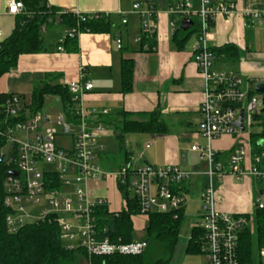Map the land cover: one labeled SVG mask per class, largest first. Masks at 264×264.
I'll use <instances>...</instances> for the list:
<instances>
[{
  "label": "built area",
  "instance_id": "2783aa9c",
  "mask_svg": "<svg viewBox=\"0 0 264 264\" xmlns=\"http://www.w3.org/2000/svg\"><path fill=\"white\" fill-rule=\"evenodd\" d=\"M24 9L22 0H6V12L16 16ZM62 12V11H61ZM140 22V37L155 38L157 32L156 11L152 6H132ZM78 15L85 17L99 15ZM171 35L183 20L192 22L196 29V44L192 60L204 86V97L198 107L200 118L196 135L206 145H193L190 150L197 153L206 164L203 175L181 170L175 165L133 166L124 164L108 172L96 162L105 147L99 142L107 131L102 120L108 116L106 109L87 108L84 95L93 89L86 80L83 68L79 80L63 84L68 91L69 101L57 115L32 114L28 101L19 95L8 94L0 98V173H4V198L2 205L7 211L5 225L9 234L21 228L44 222H53L59 228V239L68 251L81 250L88 257L138 256L147 245L144 241L113 242L106 227L99 226L96 210L107 209L103 198H91V185L112 180L123 196L124 208L113 214L115 218L127 211V202L132 201L136 215L173 214L184 209L186 193L182 190L196 176H204L206 184L200 194V214L196 228L201 232V254L207 264H264V247L256 248L251 259L243 261L239 255L240 235L248 229L254 234V213L250 215L227 214L216 210V185L226 175L237 180L251 177L264 184V168H259L264 154L252 155L250 135L254 117L262 109V95L254 93V85L262 81L243 79L233 73L213 69L215 55L209 47L212 28L217 19L225 22L238 15L235 0H177L168 7ZM253 22H262L264 13H245ZM50 23V22H49ZM125 25L126 21L121 20ZM41 27V33L46 32ZM80 35L74 28L58 41L57 50L64 52L65 38ZM115 47L122 48L116 37ZM144 50L149 51L147 46ZM150 50H153L151 48ZM242 113L243 131L231 126ZM223 135H230L237 145L229 153L227 163L219 161V153L211 143ZM68 141V146L57 144ZM250 153L251 166L242 167ZM15 173V176L12 175ZM35 207V214L27 208ZM255 209L263 210L264 202L258 197Z\"/></svg>",
  "mask_w": 264,
  "mask_h": 264
},
{
  "label": "crops",
  "instance_id": "0c3cea01",
  "mask_svg": "<svg viewBox=\"0 0 264 264\" xmlns=\"http://www.w3.org/2000/svg\"><path fill=\"white\" fill-rule=\"evenodd\" d=\"M175 1L47 0L49 7L62 12L108 16L114 28L108 34L81 33L75 41V52H59L58 41L65 37L69 29L53 23L55 31L48 40L43 39L44 51L20 56L16 68L0 79V93L19 95L29 103L34 85L76 82L80 68H83L86 80L93 85V89L84 95L87 108L106 109L108 116L118 121L119 113H127L132 115L130 120L137 122L144 121L145 115L157 110L167 130L166 134H126L123 138L124 149L121 150L113 130L105 126L107 131L99 139L105 152L96 159L103 170L112 172L127 163L133 166L175 165L183 171L203 175L205 162L190 150L193 145H206V141L196 135L200 121L198 107L204 97V86L192 60L196 36L192 35L193 39L190 37L181 50L175 48L167 14L168 7ZM134 4H139L141 8L150 5L156 11L157 32L153 50H141L140 44L135 42L141 31L139 19L132 12ZM235 4L238 15L228 22L221 18L216 20L209 47L219 49L232 45L238 55L236 58L230 54L215 56L213 69L264 82V20L251 23L244 17L245 13H264V0H235ZM122 19L126 21L125 25L121 24ZM14 25L15 16L7 14L6 0H0V43L11 35ZM116 37L122 42L120 50L115 47ZM122 59L134 63L132 91L128 94L121 93ZM109 141L117 144L119 150L116 154L106 152ZM236 145L234 137L223 135L211 143V148L219 153V161L226 164L229 153ZM250 158L249 153L242 167L247 169L251 166ZM254 182L262 185L251 177L237 180L231 175L224 176L215 188L216 210L227 214L254 213L255 201L253 204L250 198ZM205 184L204 176H196L182 186L186 194L193 187L197 189L193 196L198 206L196 211L186 213V206L183 209V221L191 220L190 231L196 228L199 221L200 194ZM92 187L95 191L103 188L110 190L111 195L115 194L116 204H112L109 197L103 198L107 200L109 213L120 212L124 208L123 196L114 181H100L92 184ZM135 220L144 228L148 218L132 216L133 230L139 228ZM181 240V237L178 238L169 264H207L202 254H186L189 239Z\"/></svg>",
  "mask_w": 264,
  "mask_h": 264
},
{
  "label": "trees",
  "instance_id": "16d2710c",
  "mask_svg": "<svg viewBox=\"0 0 264 264\" xmlns=\"http://www.w3.org/2000/svg\"><path fill=\"white\" fill-rule=\"evenodd\" d=\"M24 9L15 16V25L11 35L0 43V79L16 68L18 59L24 55H35L44 51L41 27L58 23L64 28H76L79 33L108 34L114 28L111 19L105 15L89 19L85 17L82 22L78 15L70 12H61L49 7L47 0H22ZM50 22V23H49ZM196 32L195 28L186 32L180 27L172 35V42L177 50H181L185 42ZM76 38H65L64 51H76ZM154 39L142 37L140 49L144 46L150 49L154 46ZM215 56L230 54L237 57V50L232 45L219 49H211ZM134 63L129 59H122L120 64L121 93L128 94L132 91ZM6 94L0 93V98ZM48 96L58 97L62 108L67 107L69 94L63 84L42 83L34 85L28 108L32 114L40 113L44 100ZM132 115L119 113L118 119L105 117L103 124L110 127L123 150V138L132 132L166 134V126L161 120L160 113L156 110L145 115L142 122L130 120ZM254 131L250 135L252 155L264 154V114L254 117ZM219 159V158H218ZM264 168V156L257 165ZM5 174L0 173V264H78L77 255H81L87 264H169L178 242L181 224L183 222V209L173 214H151L147 221L143 241L147 247L138 256H110L88 257L83 251H68L59 239V228L53 222L38 223L21 228L15 234H9L5 225L7 211L2 205L4 198L3 182ZM259 194L264 195V184L259 189ZM99 226L106 227L111 241L120 240L122 243H131L133 228L131 217L136 215L132 201L127 202V211L121 212L117 218L109 214L105 207L96 210ZM202 234L197 228L190 232L186 247V254H201ZM253 246L264 247V209L254 211V234L251 236L246 229L239 239V255L243 261L251 259Z\"/></svg>",
  "mask_w": 264,
  "mask_h": 264
},
{
  "label": "rangeland",
  "instance_id": "374dc122",
  "mask_svg": "<svg viewBox=\"0 0 264 264\" xmlns=\"http://www.w3.org/2000/svg\"><path fill=\"white\" fill-rule=\"evenodd\" d=\"M54 26H48L47 27V32L45 34H43V39L48 40L51 37V34L55 31L54 30ZM57 28V27H56ZM60 31H62V27H60L59 29ZM58 30V31H59ZM191 39L192 36H191ZM62 111V103L60 101V99L58 97H54V96H48L45 98L44 100V104L41 110V113L43 114H48V115H57L58 113H60ZM254 127V125H253ZM254 131V128L252 129V132ZM110 143L107 144V149L106 152L108 154H116L119 150L117 144L114 141H109ZM57 144L67 147L68 146V141L66 139L64 140H58ZM101 186V185H100ZM261 185L260 184H256L255 182L253 183L251 189H250V198L252 199V202L254 204V201L259 197L263 202H264V195L259 194V189H260ZM95 188H91L89 191V195L91 196V198H107L109 197L112 200V204H116V197L115 194H110V190L106 191V189H96L98 191L94 190ZM196 188L193 187L190 192L186 195V202H185V206H186V213H192L195 212L196 209L198 208V206H196L195 201L193 200V196L196 194ZM94 191V192H93ZM255 207V205H254ZM255 209V208H254ZM253 211V210H252ZM26 212L29 214H35L36 209L35 207H30L27 208ZM185 213V215H186ZM190 218V217H189ZM191 220L187 221H183L181 224V230H180V235L179 238L181 237L182 240L186 239V238H190V227H191ZM134 223H136V225H139L138 229H134L133 230V240L134 241H140L144 238L145 236V229L147 227V223H144V228H141V223L138 221H134ZM181 240V241H182ZM62 245L66 246L65 242H62ZM255 247L253 246V251H254ZM77 259H78V264H87V262H85V260L81 257V255H77Z\"/></svg>",
  "mask_w": 264,
  "mask_h": 264
},
{
  "label": "water",
  "instance_id": "95a60500",
  "mask_svg": "<svg viewBox=\"0 0 264 264\" xmlns=\"http://www.w3.org/2000/svg\"><path fill=\"white\" fill-rule=\"evenodd\" d=\"M191 27H192V22L189 20H183L180 24V30L183 32L188 31ZM254 93L263 96L262 109L260 111V114H264V82H258L254 85ZM241 122H242V113H240L238 120L232 123L231 126L240 129V131H243ZM12 175L15 176V173H12Z\"/></svg>",
  "mask_w": 264,
  "mask_h": 264
}]
</instances>
